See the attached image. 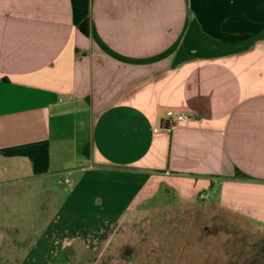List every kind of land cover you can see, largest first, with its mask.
<instances>
[{
    "label": "crops",
    "instance_id": "obj_1",
    "mask_svg": "<svg viewBox=\"0 0 264 264\" xmlns=\"http://www.w3.org/2000/svg\"><path fill=\"white\" fill-rule=\"evenodd\" d=\"M19 163L69 180L75 235L168 196L263 235L264 0H0V169Z\"/></svg>",
    "mask_w": 264,
    "mask_h": 264
},
{
    "label": "rangeland",
    "instance_id": "obj_2",
    "mask_svg": "<svg viewBox=\"0 0 264 264\" xmlns=\"http://www.w3.org/2000/svg\"><path fill=\"white\" fill-rule=\"evenodd\" d=\"M15 166L0 169V264H264V228L259 236L202 230L190 220L200 207L174 206L169 196L125 212L107 232L75 222L72 234L55 213L69 180L44 181ZM36 242L46 245L32 249Z\"/></svg>",
    "mask_w": 264,
    "mask_h": 264
},
{
    "label": "built area",
    "instance_id": "obj_3",
    "mask_svg": "<svg viewBox=\"0 0 264 264\" xmlns=\"http://www.w3.org/2000/svg\"><path fill=\"white\" fill-rule=\"evenodd\" d=\"M189 119V117L184 112H179L177 114H170L163 122V129L167 132H170L181 122H185ZM69 176V175H68ZM206 200V196L202 193L197 195L198 202H204Z\"/></svg>",
    "mask_w": 264,
    "mask_h": 264
},
{
    "label": "trees",
    "instance_id": "obj_4",
    "mask_svg": "<svg viewBox=\"0 0 264 264\" xmlns=\"http://www.w3.org/2000/svg\"><path fill=\"white\" fill-rule=\"evenodd\" d=\"M79 31L83 34V35H87L88 34V28H87V22L84 21L83 23H81L78 26ZM83 154L85 155V150H83Z\"/></svg>",
    "mask_w": 264,
    "mask_h": 264
}]
</instances>
